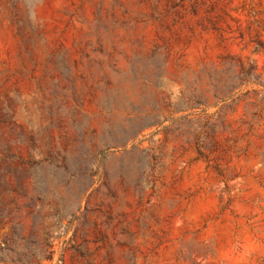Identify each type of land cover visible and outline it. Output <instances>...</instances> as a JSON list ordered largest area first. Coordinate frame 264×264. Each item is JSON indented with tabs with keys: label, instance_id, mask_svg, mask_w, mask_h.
<instances>
[{
	"label": "rangeland",
	"instance_id": "rangeland-1",
	"mask_svg": "<svg viewBox=\"0 0 264 264\" xmlns=\"http://www.w3.org/2000/svg\"><path fill=\"white\" fill-rule=\"evenodd\" d=\"M0 264H264V0H0Z\"/></svg>",
	"mask_w": 264,
	"mask_h": 264
}]
</instances>
